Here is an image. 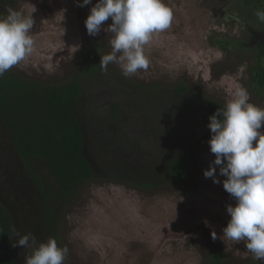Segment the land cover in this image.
<instances>
[{
	"label": "trees",
	"instance_id": "trees-1",
	"mask_svg": "<svg viewBox=\"0 0 264 264\" xmlns=\"http://www.w3.org/2000/svg\"><path fill=\"white\" fill-rule=\"evenodd\" d=\"M14 2L0 0V15ZM234 4L254 41L253 24L264 27L255 12L264 3ZM212 42L234 45L221 36ZM103 48L83 46L63 79L39 80L13 69L0 76V264H24L27 250L13 247L17 231L38 241L53 237L63 247V215L89 181L148 191L185 184L201 141L211 136L209 117L224 104L187 81L126 78L111 64L102 71ZM253 55L251 82L261 90L264 41ZM209 264L231 263L212 247Z\"/></svg>",
	"mask_w": 264,
	"mask_h": 264
},
{
	"label": "rangeland",
	"instance_id": "rangeland-1",
	"mask_svg": "<svg viewBox=\"0 0 264 264\" xmlns=\"http://www.w3.org/2000/svg\"><path fill=\"white\" fill-rule=\"evenodd\" d=\"M165 2L173 11L171 26L154 34L146 46L149 69L132 76L148 82L187 81L224 105L236 88L243 87L250 102L264 108V89L255 88L250 71L258 36L252 41L245 31L246 21L237 16L234 0ZM91 7H79L78 0H15L13 10L33 16L35 50L11 69L39 80L63 79L86 44L99 42L108 54L111 34L103 29L96 36L87 33L85 19ZM111 22L109 18L105 27ZM260 26L253 24L262 37ZM220 36L234 45L224 49L212 42ZM210 138L201 141L191 176L179 187L148 191L113 181L85 183L62 218V243L69 248L66 264H209L212 247L228 263L253 261L243 241L222 236L230 219L227 205L235 201L223 188L225 177L216 184L204 176L215 158Z\"/></svg>",
	"mask_w": 264,
	"mask_h": 264
},
{
	"label": "clouds",
	"instance_id": "clouds-1",
	"mask_svg": "<svg viewBox=\"0 0 264 264\" xmlns=\"http://www.w3.org/2000/svg\"><path fill=\"white\" fill-rule=\"evenodd\" d=\"M264 3V0H262ZM92 5L85 19L87 33L98 35L103 29L111 34V51L102 56L100 68L107 71L116 63L123 76L130 77L150 66L145 48L153 35L167 30L173 20V11L165 0H78V6ZM255 16L264 23V7ZM111 18V24L105 22ZM32 14L26 16L8 9L0 15V76L30 57L35 50ZM264 108L250 102L249 94L238 87L225 105L209 117L208 141L214 160L204 170L205 178L219 184L235 201L226 211L230 219L222 229V236L239 243L243 241L254 260H264ZM219 166V175H217ZM13 247L20 246L24 264H65L69 255L67 246H59L55 238L38 241L33 233L15 235ZM212 238L217 233L212 232Z\"/></svg>",
	"mask_w": 264,
	"mask_h": 264
},
{
	"label": "flooded vegetation",
	"instance_id": "flooded-vegetation-1",
	"mask_svg": "<svg viewBox=\"0 0 264 264\" xmlns=\"http://www.w3.org/2000/svg\"><path fill=\"white\" fill-rule=\"evenodd\" d=\"M261 33L260 32H258V35H256V37L258 36V40H262V41H264V35L261 37H259V35H260Z\"/></svg>",
	"mask_w": 264,
	"mask_h": 264
}]
</instances>
